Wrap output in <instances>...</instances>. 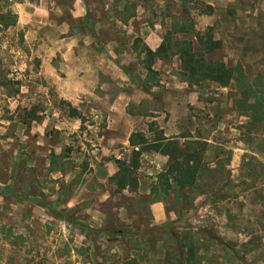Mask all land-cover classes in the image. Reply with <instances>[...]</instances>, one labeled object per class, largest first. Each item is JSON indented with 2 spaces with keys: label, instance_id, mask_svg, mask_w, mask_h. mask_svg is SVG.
Segmentation results:
<instances>
[{
  "label": "rangeland",
  "instance_id": "rangeland-1",
  "mask_svg": "<svg viewBox=\"0 0 264 264\" xmlns=\"http://www.w3.org/2000/svg\"><path fill=\"white\" fill-rule=\"evenodd\" d=\"M15 1L0 0V6L13 11ZM116 2L126 4L123 16L139 9L147 20L138 21L134 32L157 34L161 42L173 31L174 38L197 45L195 34L211 27L222 47L209 57L236 69L227 86L190 85L197 102L188 107L163 92L159 72L147 73L146 82L160 90L153 100L128 107L143 115L135 125L150 137L153 122L155 129L179 131L181 142H208L198 185L160 191L165 213L158 219L152 188L162 171L151 159L141 160L137 190L118 191L99 181L96 170L120 154L105 147L113 135L105 90L97 88V98L76 105L84 121L71 118L53 77L42 70L39 40L26 39L28 26L0 24V264H187L186 240L195 245L196 264H264V111L252 107L256 95L264 100V0H234L212 25L204 0ZM66 19L71 30L57 29L56 35L67 36L72 28L92 32L88 19ZM179 24L189 32L179 31ZM104 26L101 39L129 45L126 29ZM144 46V38L134 40L136 55L127 66L134 82L145 80ZM172 58L169 69L177 75ZM60 61L57 55L54 65ZM112 83L109 95L118 90ZM10 231L23 237L6 240Z\"/></svg>",
  "mask_w": 264,
  "mask_h": 264
},
{
  "label": "crops",
  "instance_id": "crops-1",
  "mask_svg": "<svg viewBox=\"0 0 264 264\" xmlns=\"http://www.w3.org/2000/svg\"><path fill=\"white\" fill-rule=\"evenodd\" d=\"M204 1L212 9L209 11L210 15L206 16L210 25L217 16L219 17L221 11L234 4V0ZM125 6L126 4L122 2L117 4L116 0H17L12 6L19 17L18 26H28L26 39L39 40L37 52L41 59L42 70L48 77H53L63 100L70 102L79 110L76 105L86 99L99 96L96 94L97 88L105 90V96L109 97L107 129L113 134L105 147L109 152L120 151V154H115L116 159L130 155L133 150L130 137L134 132H145V130H138L135 125L143 115L130 113L128 108L130 103L138 105L144 99L153 100L155 97L153 93L160 90L158 85L150 86L146 82L147 70H145L143 82H134L131 72L128 71L127 66L134 61L133 55H136L134 40L137 37L144 38L146 46L153 50L158 48L161 40H157L159 36L154 33L134 32L136 23L143 24L147 20H142L139 9L134 16H123ZM102 12L106 14L105 18L102 17ZM68 15L71 16V22L81 20L84 22L88 19L93 24L92 32L86 31L85 34H81L72 28L73 32L67 36L56 35L57 29H60V33H68L71 30L70 20L66 19ZM111 23H115V27H123L127 30L128 38L131 39L127 47H121L120 42L115 38H100L101 29L105 27V24ZM81 40L84 41V45H80ZM57 55H60L61 61L59 65H54V58ZM172 59L173 65H176L178 70L177 75L172 74L169 69L170 59L156 58L153 64V68L162 77L161 83L165 85L166 90L163 92H173L171 95L177 102L194 105L197 102L196 91L191 89L190 83L179 75L182 70L180 58L174 56ZM58 70L65 72L66 77L61 75L57 78ZM111 82H114L113 86L118 89L113 95L107 92ZM71 118L80 120L78 117ZM161 129L167 137H181L179 131L169 132L164 125ZM123 149L127 153H123L121 151ZM143 157L151 159L154 166L162 172L169 163L168 156L156 151L144 152ZM116 159L105 162L100 165L99 170H96L99 181L110 183L109 178L118 171ZM112 185L116 188V185L113 183ZM151 210L158 219L162 218L165 213L163 202H153Z\"/></svg>",
  "mask_w": 264,
  "mask_h": 264
},
{
  "label": "trees",
  "instance_id": "trees-1",
  "mask_svg": "<svg viewBox=\"0 0 264 264\" xmlns=\"http://www.w3.org/2000/svg\"><path fill=\"white\" fill-rule=\"evenodd\" d=\"M5 1L7 2L8 0ZM17 22L18 15L16 13L10 9L3 11L2 6H0L1 25L9 27ZM189 30V27L179 24V31L189 32ZM195 37L197 45L194 40L189 38H174V32L168 31L157 49L153 50L144 46L145 58H143V63L148 76L155 77L157 74V71L153 68L156 58L169 59L178 56L182 67L180 75L190 85L203 81H213L222 86H227L232 80H235L236 69L234 67L227 65L224 61L209 57L211 53L222 47V41L215 39L211 27L205 33L197 32ZM255 94L253 92V95ZM62 103L69 107V115L71 117H78L84 121L82 113L72 106L70 102L62 100ZM256 105L261 107L260 111H264V100H261V96L256 95V100L252 107ZM257 112V110H254V117H257ZM154 124L151 122L150 125V130L155 131L153 137L148 136L143 131H137L131 135L130 145L133 150L130 155L116 159L118 171L109 178V182L116 185L118 191L138 188L140 181L137 171L141 166L142 155L148 151L159 152L168 156L169 163L165 171L160 173L158 183L152 188V193L156 196L153 202H156L163 200L162 197L158 196L160 191L167 195L173 185L179 189H191L198 185L204 168L203 157L208 142L201 140H185L181 142L179 138L167 137L163 129L153 128ZM55 163L56 161L53 160L52 165ZM22 237L10 231L5 239L14 241ZM188 241H184L187 248V264H196L195 245Z\"/></svg>",
  "mask_w": 264,
  "mask_h": 264
}]
</instances>
